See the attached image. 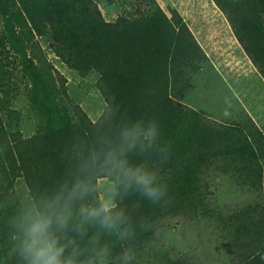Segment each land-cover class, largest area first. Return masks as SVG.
<instances>
[{"label": "trees", "instance_id": "1", "mask_svg": "<svg viewBox=\"0 0 264 264\" xmlns=\"http://www.w3.org/2000/svg\"><path fill=\"white\" fill-rule=\"evenodd\" d=\"M234 39L264 79V0H211ZM151 13L104 22L93 0H0L3 37L29 78L27 102L37 126L29 136L9 131L12 110L0 98V264H23L18 222L35 205L62 199L76 183L88 188L71 202L72 219L63 242L74 241L80 260L121 257L149 241L169 215H192L202 204L199 175L222 163L243 185L262 197L221 225L231 237L237 264H264V135L253 126L232 127L176 103L188 86L186 70L203 60L198 45L175 10L167 18L152 2ZM47 36L57 57L79 74L93 71L106 108L95 122L38 74L26 49L29 36ZM67 99L68 105L60 104ZM4 119V120H3ZM156 129L155 138L125 152L130 166L155 175L159 200L135 184L117 182L106 163L110 151L127 149L125 131ZM20 178L28 199L19 202L12 183ZM113 182L121 222L105 228L84 222L79 208L98 207L95 183ZM260 207L256 211L255 207ZM77 225L79 231H73Z\"/></svg>", "mask_w": 264, "mask_h": 264}, {"label": "rangeland", "instance_id": "2", "mask_svg": "<svg viewBox=\"0 0 264 264\" xmlns=\"http://www.w3.org/2000/svg\"><path fill=\"white\" fill-rule=\"evenodd\" d=\"M12 1V0H11ZM104 22L119 17L136 18L152 12V2L169 18L173 9L195 40L203 60L186 70L188 86L176 103L200 112L204 118L226 126H253L264 135V79L238 45L224 16L211 0H93ZM26 54L45 83L64 92L71 103L95 122L106 103L98 89V75H83L67 67L56 56L47 36H29ZM29 78L20 60L3 37L0 19V98L12 110L10 132L29 136L37 126L27 102ZM60 102V104H66ZM4 120V119H3ZM202 204L192 215H169L153 237L130 246L125 256L107 264H237L231 237L221 225L248 207L261 204L260 194L243 185L222 163L206 165L198 183ZM19 202L28 199L22 180L12 183ZM98 203L115 200L113 182L95 183ZM259 206L255 207L259 211ZM124 253V254H125ZM95 262V260H94Z\"/></svg>", "mask_w": 264, "mask_h": 264}, {"label": "clouds", "instance_id": "3", "mask_svg": "<svg viewBox=\"0 0 264 264\" xmlns=\"http://www.w3.org/2000/svg\"><path fill=\"white\" fill-rule=\"evenodd\" d=\"M127 149L121 148L120 151H110L106 157V163L117 174V182L125 183L127 187L135 184L140 188L143 195L153 201L159 200L165 192L159 187L154 186L155 175L146 171L142 166H130L126 159H121L126 151L135 147L136 142L143 137L144 140L155 138L156 129L149 127L144 133L135 128L132 131H125L123 134ZM88 192V188L76 183L68 191L65 199L60 194L43 206L35 205L27 208L21 215L18 222L19 240L18 251L23 264H107L106 253L96 258L80 260V252L73 247L70 252L68 249L74 241L63 242L64 233L69 228L72 219L71 202L82 198ZM116 204L107 199L102 201L98 207L79 208V215L82 221L99 220L105 228H114L121 222L122 213L113 210ZM77 225L73 231H79ZM127 260L128 254H124Z\"/></svg>", "mask_w": 264, "mask_h": 264}]
</instances>
